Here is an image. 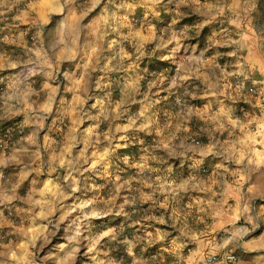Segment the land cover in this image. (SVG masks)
Segmentation results:
<instances>
[{"label":"rangeland","instance_id":"374dc122","mask_svg":"<svg viewBox=\"0 0 264 264\" xmlns=\"http://www.w3.org/2000/svg\"><path fill=\"white\" fill-rule=\"evenodd\" d=\"M0 264H264V0H0Z\"/></svg>","mask_w":264,"mask_h":264},{"label":"built area","instance_id":"2783aa9c","mask_svg":"<svg viewBox=\"0 0 264 264\" xmlns=\"http://www.w3.org/2000/svg\"><path fill=\"white\" fill-rule=\"evenodd\" d=\"M225 260H226V262H233L234 256L233 255H226Z\"/></svg>","mask_w":264,"mask_h":264}]
</instances>
